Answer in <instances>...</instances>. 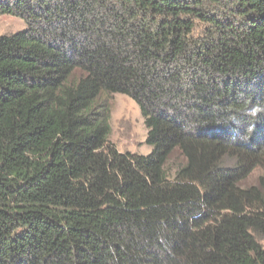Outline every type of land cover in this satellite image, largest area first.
<instances>
[{"label":"trees","instance_id":"obj_1","mask_svg":"<svg viewBox=\"0 0 264 264\" xmlns=\"http://www.w3.org/2000/svg\"><path fill=\"white\" fill-rule=\"evenodd\" d=\"M4 14L25 24L0 34V264H264V172L246 182L264 167V0ZM114 93L149 153L110 142Z\"/></svg>","mask_w":264,"mask_h":264},{"label":"rangeland","instance_id":"obj_2","mask_svg":"<svg viewBox=\"0 0 264 264\" xmlns=\"http://www.w3.org/2000/svg\"><path fill=\"white\" fill-rule=\"evenodd\" d=\"M24 24V21L19 17L8 14L0 15V34L15 32L21 29ZM97 102L105 104L109 109L111 143L123 152L147 154L151 151V146L146 143L148 130L144 123V117L134 99L124 93H114L102 96ZM180 159L181 156L176 151L170 158L169 164H175V161L178 162ZM261 172H264V167H257L246 182H256ZM260 242L264 246V237L260 239Z\"/></svg>","mask_w":264,"mask_h":264}]
</instances>
